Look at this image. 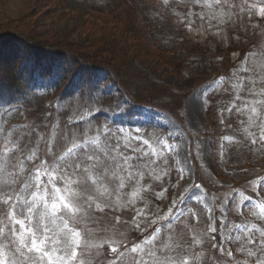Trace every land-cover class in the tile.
<instances>
[{"label":"snow or ice","instance_id":"1","mask_svg":"<svg viewBox=\"0 0 264 264\" xmlns=\"http://www.w3.org/2000/svg\"><path fill=\"white\" fill-rule=\"evenodd\" d=\"M168 3L163 0L165 8ZM193 3L206 10L207 14L199 13L201 20L223 24L233 17L243 19L245 13L250 21L254 16L264 20V0ZM193 15L189 10L188 16ZM185 19L181 17V23ZM192 23L187 22L189 31ZM225 85L235 93L227 113L230 116L235 110L246 118L240 120L245 146L254 153L264 152V45L245 54L231 77L210 82L197 98L207 106L208 95L228 91ZM14 112L19 113V109L0 112V264H264V177L251 182L256 197L233 190L231 198L220 205V217L214 215L217 198L208 203L199 194L182 195L179 201H172L167 212L153 215L145 211L146 204L136 207L143 199L141 193L150 188L142 182L146 177L162 180L168 175L170 166L162 168L158 161L163 159V164L169 165L165 154L171 155L176 144L145 139L138 128L106 126L94 134L90 130L82 135L69 134L68 125L61 131L57 122L51 125L41 157L39 144L44 136L38 131L40 126L9 128L4 118ZM33 135L39 139L29 148L23 143L24 137L28 136L31 144ZM222 139L238 142L231 136ZM226 154L222 143L221 156ZM173 159L183 179L186 168L180 159ZM128 188L130 193L125 191ZM165 192L167 188L157 192V199ZM129 207L136 212L133 226L141 232L145 231L141 227L145 221L139 217H152L149 227H155L140 240L129 241L115 225L102 223L109 213ZM233 209L242 216L240 222L228 221ZM243 210L250 219L243 217ZM205 213L209 221L206 229L191 223L195 220L198 225ZM114 219L117 224L121 222L119 216ZM216 219L220 220L219 228ZM209 241L210 254L204 247Z\"/></svg>","mask_w":264,"mask_h":264},{"label":"rangeland","instance_id":"2","mask_svg":"<svg viewBox=\"0 0 264 264\" xmlns=\"http://www.w3.org/2000/svg\"><path fill=\"white\" fill-rule=\"evenodd\" d=\"M146 2L157 6L158 12L168 14L164 15L166 20L162 22L163 25H168L167 31L172 33L175 41L194 47L199 52L209 50L211 52L209 55L213 57V60L209 58L208 62L211 63L207 64V67L211 66L205 73L190 74L185 70L178 72L164 60L166 54L159 55L157 52L154 54L153 50L156 51L154 43H150L146 38H139V45L144 49L147 48L151 54L137 61L136 65L147 73L153 82L162 85L158 89L160 102L163 103L161 105L170 108L175 113L143 105L136 109L138 117L130 120L122 119L121 109L128 101L125 96L117 94L116 87H109L107 90L111 95L117 96L109 98L111 105L102 113V116L96 115L99 113L98 106L86 104L81 98L75 97L70 103H66L59 102L55 94H46L41 103L29 109L20 108L19 113L14 112L13 116L5 117L4 121L7 122L9 128L38 124L40 126L38 131L44 136V140H41L39 144L41 157L44 156L47 147L46 141L51 134V125L57 122H59L61 131L65 130V125H68L66 131L69 134L82 135L85 130H90L94 134L98 128L103 129L106 126L113 129L123 127L135 130L138 128V134L145 139L154 141L163 139L176 144L177 149L171 155L165 154L169 165H164L163 159L158 161L162 168L170 166L171 170L168 175L162 180L146 177L142 183L150 185V188L141 193L143 199L137 201L136 207H144L146 204V212L153 215L163 214L168 211L173 200L179 201L182 195L199 194L208 203L212 202V197L217 198L214 215L220 217L222 215L220 205L225 199L231 198L233 190L243 191L250 197H256L257 192L253 190L251 182L257 177H264V152L254 153L245 146L247 141H244L240 133V120L246 118L240 117L235 110L230 116L227 113V108L231 105L235 95L230 85L224 86L228 88V91L220 90L208 95L207 106L202 98L197 97L210 82L222 76L231 77L233 71L241 66L245 54L249 51H256L264 45V20L254 16L250 21L245 13L243 19L233 17L227 23L220 24L216 20H201L199 13L204 11L207 14L206 10L195 5L193 0H169L167 8L163 0H146ZM231 2L239 4L241 0H231ZM111 3L112 0H0V32H12V34L38 39L53 45L74 48L84 58L90 57L91 60L93 58L95 63L97 62L95 60H115L111 53L106 51L107 49L100 48L105 42L107 33L98 28L100 24L109 26V23L113 22L105 13H102V10ZM189 10L195 15L189 17ZM234 11L238 12V9ZM118 16L120 17V19L117 17L118 21L126 22L125 15ZM181 17H186L183 23H181ZM188 20L193 21L191 31L187 27ZM127 37L125 35L124 39ZM97 48H100V52ZM129 49L132 51L131 48ZM37 64H42V66ZM43 64H45L44 61L36 59L32 53H26L17 63L18 66L31 73L35 88L41 92L49 90L61 62L51 64L49 75L44 76L42 72L46 69L43 68ZM103 75L100 73L94 79L101 81ZM80 79L81 77H77L76 81L79 83ZM210 105H213L215 114L213 122H210L207 112V107ZM5 109L15 110L14 107H0V112ZM222 119L224 123H221ZM212 123L215 125H210ZM226 136L235 137L238 142L224 141L222 138ZM38 139L39 137L33 135L32 142L29 144V137L25 136L23 143L32 148L36 146ZM222 143L226 150L231 148L259 157L258 164L254 167L250 166L248 170L241 164L227 165L226 155L221 156ZM173 157L180 159L181 164L186 168L187 174L183 179H180V173L176 170ZM31 167L30 164L29 168ZM195 184L201 187L195 188ZM164 188H167L164 197L157 199L156 193ZM125 191L130 193L131 188ZM261 193L264 194V189ZM127 198V196L124 197V199ZM189 203L203 211V208L195 205L194 201H189ZM135 215V209L132 207L118 209L109 213L102 223L115 225L120 232L126 234L129 241L140 240L155 226L149 227L152 217L147 220L145 217H139L140 220L145 221L141 225L145 231L137 230L132 223ZM115 216L121 218L119 224L116 223ZM243 217L250 219L247 210H243ZM227 219L231 222H240L242 216L233 209L228 213ZM208 222V214L205 213L198 225L195 220L191 223L199 229H206ZM215 223L219 228L220 220L216 219ZM178 228L182 230V225ZM184 235L188 238L186 232ZM217 239H219L218 235ZM204 247L210 254L211 242L206 243Z\"/></svg>","mask_w":264,"mask_h":264},{"label":"trees","instance_id":"3","mask_svg":"<svg viewBox=\"0 0 264 264\" xmlns=\"http://www.w3.org/2000/svg\"><path fill=\"white\" fill-rule=\"evenodd\" d=\"M104 9L102 13L113 20L109 26L105 24L98 26L107 33L106 39L104 37L105 42L100 48L107 49L106 51L111 53L112 58L115 59H110L109 62L95 60L97 61L95 63L93 58L92 60L90 57L84 58L74 48L53 45L38 39L1 31L0 107L29 109L41 103L46 94H55L59 102L70 103L78 97L86 104L96 105L99 107V113L96 115L102 116V113L111 105L109 98L117 96L111 95L107 89L116 87L117 94L125 96L128 101L121 109L122 119L130 120L138 117L136 109L143 105L175 113L170 108L161 105L163 103L160 102L158 89L162 85L153 82L149 75L136 65L137 61L151 54L147 48L144 49L139 45V38H146L150 43H154L156 45V51L153 50L154 54L155 52L159 55L166 54L164 60L178 72L185 70L190 74L205 73L211 66L207 67V64L211 63L208 62L211 52L209 50L199 52L194 47L175 41L172 33L167 31L168 25H163L162 22L166 20L164 15L167 13L158 12L159 8L146 0H116L115 2L112 0V3ZM121 14L125 15V23L118 21V18L120 19L118 15L121 16ZM125 35L128 36L126 39H124ZM100 48H97L98 52ZM26 53H32L36 59L44 61L43 68L46 71L42 72L43 76L49 75L51 64L61 62L48 92L38 91L31 73L17 65ZM210 60H213V57ZM37 65L42 66V64ZM100 73L104 74L103 79L97 81L94 77ZM77 77H81L79 83L76 81ZM62 107L67 111L65 106L62 105ZM207 108L210 122H213L215 116L213 105ZM214 134L212 131V135ZM225 160H227V165L241 164L248 170L250 166L257 165L260 158L247 155L246 152L240 150L227 148Z\"/></svg>","mask_w":264,"mask_h":264}]
</instances>
